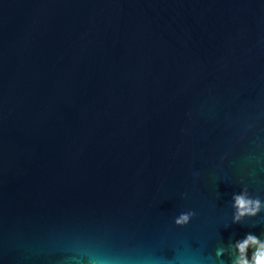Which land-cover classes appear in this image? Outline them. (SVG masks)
I'll list each match as a JSON object with an SVG mask.
<instances>
[{
    "label": "water",
    "instance_id": "1",
    "mask_svg": "<svg viewBox=\"0 0 264 264\" xmlns=\"http://www.w3.org/2000/svg\"><path fill=\"white\" fill-rule=\"evenodd\" d=\"M245 190L264 0H0V264H232Z\"/></svg>",
    "mask_w": 264,
    "mask_h": 264
},
{
    "label": "clouds",
    "instance_id": "2",
    "mask_svg": "<svg viewBox=\"0 0 264 264\" xmlns=\"http://www.w3.org/2000/svg\"><path fill=\"white\" fill-rule=\"evenodd\" d=\"M232 199L233 223H240L246 217H255L264 210V200L252 197L246 190L234 194ZM188 219L187 214L181 217L182 222ZM234 247L236 256L232 264H264V240L256 234L246 233L242 239L235 242ZM95 264H110V262L98 259Z\"/></svg>",
    "mask_w": 264,
    "mask_h": 264
}]
</instances>
